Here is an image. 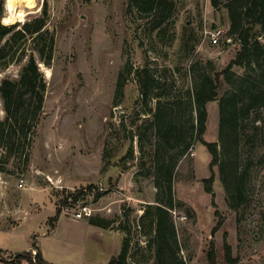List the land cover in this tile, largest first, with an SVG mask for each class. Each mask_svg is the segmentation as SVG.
<instances>
[{
	"label": "rangeland",
	"instance_id": "374dc122",
	"mask_svg": "<svg viewBox=\"0 0 264 264\" xmlns=\"http://www.w3.org/2000/svg\"><path fill=\"white\" fill-rule=\"evenodd\" d=\"M29 1L35 0H0L3 21L22 26L42 15L45 0H36L33 8L25 6ZM47 1L56 50L51 67L40 63L48 89L28 163L24 155L6 157L0 148V257L11 259L37 247L45 264H109L128 237L131 264H148L153 251L140 224L145 206L156 200L157 188L154 177L146 176L140 164L152 165L156 136L146 109L155 107L156 100L149 106L141 103L135 71L149 64L164 75L168 92L192 87L189 69L198 61H211L208 71L214 76L240 47L232 39L212 45L205 36L206 30L216 27L229 29L228 11L214 8L210 0H176L175 15L158 39L151 36L144 15L128 10L129 0ZM21 9L26 16L16 13ZM185 29L190 41L181 49ZM178 66L181 72L176 71ZM20 68L11 64L1 78H17ZM44 68L51 70V77ZM234 69L239 75L245 73L242 67ZM220 83L218 99L208 104L204 135L219 149L220 100L229 88L223 79ZM0 117H5L1 98ZM194 140L190 155L180 160L175 182L177 198L194 215L174 211L183 256L189 264H210L208 253L214 242L217 264H264V131L250 126L241 140L239 160L248 168L249 202L239 210L230 207L218 165L214 166L215 195L205 190L203 179L212 175L213 157L202 141ZM22 178L24 188L18 186ZM89 185L93 188L86 196H70L65 203L64 193ZM67 204L74 208L87 204L96 215L113 220V226L105 229L90 223L89 217L78 219L62 212L63 220L55 221L53 229L50 219ZM220 219L223 225L213 234ZM226 241L235 263L226 259ZM36 257L32 256L33 263Z\"/></svg>",
	"mask_w": 264,
	"mask_h": 264
},
{
	"label": "trees",
	"instance_id": "16d2710c",
	"mask_svg": "<svg viewBox=\"0 0 264 264\" xmlns=\"http://www.w3.org/2000/svg\"><path fill=\"white\" fill-rule=\"evenodd\" d=\"M20 3V0H17ZM216 8H226L229 16L227 38L240 45L236 57L221 71L211 75L208 64L195 63L189 72L193 76L192 87L183 92V87H176L170 92L163 84V74H157L149 64L135 71L141 103L149 106L156 100L155 107L146 109L153 117L156 141L152 147L150 161L142 162L146 176L154 177L157 188L156 200L145 206L141 217V227L148 238V246L153 251V258L148 264H189L183 256V242L174 211L184 210L191 218L193 213L185 208L183 201L177 198L175 182L180 160L190 155L194 137L202 141L212 154L210 165L212 175L203 179L205 190L215 195L216 175L214 166H219L220 178L228 196L230 207L239 210L249 202L247 194L248 168L240 164L239 148L243 134L252 126L254 131H264V0H210ZM35 1L25 4L33 8ZM176 0H129L128 10L138 12L147 18L151 36L161 39L164 24L175 15ZM20 16H26L24 9L17 10ZM0 11V98L3 102L5 117H0V148L6 157L29 159L33 136L41 121L48 83L41 70L40 63L48 67L53 64L56 50V34L49 27V3L45 0L42 15L21 23H8L2 19ZM21 26V27H20ZM182 45H188L187 29L183 31ZM198 37L196 42H198ZM21 66L17 78L1 75L11 64ZM180 64V63H179ZM204 64V65H203ZM235 66L245 69L243 75L235 71ZM177 72L181 69L177 68ZM124 73H121L119 86ZM224 80L229 87L220 100V140L217 142L204 139L209 120L208 104L218 99L220 82ZM220 83V84H219ZM176 86V85H174ZM264 160V156H263ZM28 163V161H27ZM4 170V167H1ZM93 185L76 193H64L65 203L68 197L76 199L87 195ZM62 209L50 219L55 228ZM89 222L109 229L114 221L95 215ZM223 225L220 219L213 228L215 234ZM124 229L128 227L122 226ZM226 259L229 263L237 262L232 256V246L226 241ZM37 249V247H33ZM32 251L16 255L10 262L22 264H45L38 250L36 262L33 263ZM208 259L210 264H217L215 244L212 242ZM0 260H5L0 257ZM109 264H131L130 240L123 241L119 255L112 257Z\"/></svg>",
	"mask_w": 264,
	"mask_h": 264
},
{
	"label": "built area",
	"instance_id": "2783aa9c",
	"mask_svg": "<svg viewBox=\"0 0 264 264\" xmlns=\"http://www.w3.org/2000/svg\"><path fill=\"white\" fill-rule=\"evenodd\" d=\"M227 32H228V29L226 30L222 27H216L213 30H206L205 36L209 38L212 45H220L222 44L224 39L227 41L230 40V38H227L226 36ZM25 183H26V180L22 178L18 186L21 188H24ZM58 186L61 188L64 187L63 185H60V184ZM61 208L64 214L71 215L78 219H83L86 217L90 218L96 215L94 213V210L87 204L80 205L77 208H74V206L67 204ZM32 253L34 257L37 256V253H38L37 249H33Z\"/></svg>",
	"mask_w": 264,
	"mask_h": 264
},
{
	"label": "crops",
	"instance_id": "0c3cea01",
	"mask_svg": "<svg viewBox=\"0 0 264 264\" xmlns=\"http://www.w3.org/2000/svg\"><path fill=\"white\" fill-rule=\"evenodd\" d=\"M62 215V214H61ZM63 217L62 216H60V218H59V221H61V220H63L62 219ZM56 229V228H55ZM31 249V250H30ZM29 249V251H32L33 250V247L32 248H30ZM39 250V249H38ZM2 259H5V260H0V264H7V263H11L10 261L13 259V258H11V259H6V258H2ZM3 261H5V262H3ZM7 262V263H6Z\"/></svg>",
	"mask_w": 264,
	"mask_h": 264
},
{
	"label": "bare ground",
	"instance_id": "6f19581e",
	"mask_svg": "<svg viewBox=\"0 0 264 264\" xmlns=\"http://www.w3.org/2000/svg\"><path fill=\"white\" fill-rule=\"evenodd\" d=\"M44 70H45L48 77L52 76L51 70L49 68H44Z\"/></svg>",
	"mask_w": 264,
	"mask_h": 264
},
{
	"label": "water",
	"instance_id": "95a60500",
	"mask_svg": "<svg viewBox=\"0 0 264 264\" xmlns=\"http://www.w3.org/2000/svg\"><path fill=\"white\" fill-rule=\"evenodd\" d=\"M41 176H46V174L44 172H40Z\"/></svg>",
	"mask_w": 264,
	"mask_h": 264
}]
</instances>
